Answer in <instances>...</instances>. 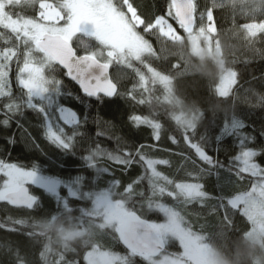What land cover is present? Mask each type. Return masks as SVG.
<instances>
[{
    "label": "trees",
    "instance_id": "16d2710c",
    "mask_svg": "<svg viewBox=\"0 0 264 264\" xmlns=\"http://www.w3.org/2000/svg\"><path fill=\"white\" fill-rule=\"evenodd\" d=\"M129 2L145 22L136 25L134 30L151 45L154 54L146 52L141 60L128 58L125 62L113 61L109 65L111 80L117 87L113 98L87 97L56 64L51 69H45L49 79L61 82L62 95L58 103L78 113L79 124L71 126L59 121L53 109V114L57 116L52 121L53 130L59 124L66 135L73 136L75 133L67 150L46 135L44 113L24 105L14 113L9 112L5 105L10 98H0V121L8 120L7 125L0 123V164L16 165L24 171L37 169L43 175L65 181L82 176V193L106 191L115 184L114 191L119 198L132 185L135 193L143 192L144 196L132 195L129 207L143 219L163 222V214L148 207L151 170L140 157L167 161L166 164H156V171L174 183H198L206 196L186 200L183 196L173 198L165 193L153 199L178 211L194 233L208 239L219 240L222 233L236 237L250 231L251 222L239 208L230 206L229 200L248 192L257 179H264V176H252L246 172L238 175L240 165L233 158L240 152V136L221 137V133L224 125L230 124L234 118L241 120L244 127L239 132L251 138L245 141V145L259 152L253 159L264 169V33L248 37L243 30L246 24L264 22V3L261 0H197L195 27L209 26L211 21L207 20L206 12L211 9L215 28L212 40L223 41L226 47L231 45L229 66L237 77L221 107L215 103L218 95L214 94L219 80L210 82L197 74L198 62L190 55L187 33L176 19L167 15L171 0ZM117 6L129 17L126 5ZM38 11V5L30 6L23 2L10 8L14 19L17 16L34 18ZM201 13H205L203 19ZM159 16H165L181 36L180 40L173 41L157 29L145 31L146 25L154 23ZM2 31L5 37L10 34L7 29ZM78 37L79 40L74 37L72 41L78 55L90 50H103L94 38L80 34ZM9 46L0 42V48ZM177 64L180 68L175 69ZM11 67L9 80L13 98L20 97L15 60ZM185 67L189 71L185 72ZM149 68L167 75L170 86L165 88L159 81L153 84ZM141 75L145 77L146 84H142ZM17 102L20 103L19 100ZM197 104L204 110L197 126L191 129L181 125L176 118L182 120L191 115ZM134 116L160 124L159 130L149 124H136L131 119ZM193 144L198 145L215 163L203 161ZM97 149L102 154L93 156L95 167H88L85 158ZM110 156H119L131 162L120 163ZM4 183V175L0 172V189ZM25 185L31 195L38 197V203L33 208L16 207L7 200H0V264H86L84 256L91 250L90 245H77L69 251L54 249L45 252L44 238L35 235L33 229L38 227L51 235L57 231L87 230L91 233L95 222L82 217L79 211L81 208L90 209L91 200L67 197V189L61 187L58 190L61 198H67L73 209L64 211L62 200L31 182ZM165 187L168 191L174 190L173 185ZM96 232L94 241L103 246L102 250L126 251L114 238L111 229L103 232L96 229ZM169 250L180 252L178 241L170 242ZM135 264L146 262L137 258Z\"/></svg>",
    "mask_w": 264,
    "mask_h": 264
},
{
    "label": "snow or ice",
    "instance_id": "6c2138e0",
    "mask_svg": "<svg viewBox=\"0 0 264 264\" xmlns=\"http://www.w3.org/2000/svg\"><path fill=\"white\" fill-rule=\"evenodd\" d=\"M22 2L30 6L38 5V14L34 18L17 16L14 19L10 8ZM261 2L264 3V0ZM117 4L126 5L131 18ZM196 11L197 0H171L167 13L178 21L180 27L192 40L193 51L198 50L201 36L215 31L212 24H209L207 28L195 27ZM204 15L205 13L200 14L201 19ZM206 15L208 21H213L211 9L207 10ZM144 23L129 0H117L116 3L113 0H0V42L10 45L0 48V98H10L5 107L9 112L14 113L24 105L44 113L48 138L63 149H69L75 133L73 136L66 135L64 128L59 124H56V130H53L52 121L57 119L53 109L58 114L59 121L71 126L79 124L78 113L58 103V98L62 95L61 82L49 79L45 75V69H51L53 64L58 63L67 69V75L80 85L86 96L99 98V95L103 93L111 97L116 93V85L108 78L109 65L113 61L125 62L128 58L141 60L146 52L154 54L151 45L134 31L135 24ZM3 29L9 31L10 34L7 37ZM152 29H157L161 35L173 41L181 39L165 16L157 17L154 23L147 24L145 27V31ZM243 30L248 37H256L258 33H264V22L246 24ZM78 34L94 38L103 50H90L78 56L72 46L74 37L79 40ZM14 60L17 65L16 83L21 89V96L15 98H13L9 80ZM174 68L178 69L180 65L177 64ZM148 71L152 74L153 84L159 81L165 88L170 86L171 81L167 75H162L161 72L152 68ZM184 71H189V68L185 67ZM236 77L235 71H225L214 89V94L219 97L229 96L232 85L236 83ZM140 79L142 84L147 83L143 75ZM18 100L20 103L17 102ZM131 119L136 124H149L156 130L160 128V124L153 123L147 118L141 119L139 116H134ZM176 120L184 125L180 117ZM0 123L7 125L8 120L5 119ZM187 127L195 128L190 121ZM243 127V122L234 118L230 124L224 125L221 137L233 134L240 136V152L233 158L240 165L238 175L246 172L252 176H264V169L253 159L259 155V152L246 147L245 141L251 138L239 132ZM156 138H159L158 131ZM192 147L203 161L208 164L215 163L198 145L193 144ZM101 154V151L97 149L87 156L85 158L87 166L95 167L93 156ZM110 158L120 163L131 162L119 156H110ZM140 159L151 170L149 177L151 195L148 197V207L162 213L163 222H150L143 219L136 210L129 207L132 195L144 196L143 192L135 193L132 185H129L119 198H116L118 194L114 191L115 184L106 191L82 193L80 190L84 180L82 176L65 181L43 175L37 169L24 171L16 165H0V169L7 167L6 175L9 178L0 189V200H7L13 204L23 203L28 208H33L38 203V197L29 195L24 187L28 181L38 185L58 200H62L64 211L73 209L67 198H61L58 191L61 187L67 189V197L91 200L90 209H79L81 216L95 222L100 232L111 229L115 234L114 238L119 240L126 251L120 253L102 250L103 246L98 241H92L86 244L91 246V250L84 256L86 264H135L137 258L145 261L146 264H207L208 248L205 241L208 238L194 233L178 211L153 199L165 193L173 198L183 196L186 200L203 198L206 193L201 190L202 186L198 183H174L162 176L156 171L155 165L166 164L167 161L145 160L143 156ZM158 181L164 183L161 184ZM165 185H173L174 190L168 191ZM229 204L233 208L243 205V214L252 224L249 234L257 231L264 232V179L254 185L251 191L231 199ZM172 241L179 242L182 249L180 252L169 250Z\"/></svg>",
    "mask_w": 264,
    "mask_h": 264
},
{
    "label": "clouds",
    "instance_id": "9594fccd",
    "mask_svg": "<svg viewBox=\"0 0 264 264\" xmlns=\"http://www.w3.org/2000/svg\"><path fill=\"white\" fill-rule=\"evenodd\" d=\"M217 41H213L211 50L207 44L199 46L196 51L190 49L191 57H194L198 62L197 74L210 82H216L225 71L232 70L228 59L231 45L226 47L223 41ZM223 99L224 97L217 96L215 103L223 107ZM203 112L204 110L197 104L195 112L182 118L184 125L188 126L190 121L191 125L196 127L203 117ZM96 229L97 225L95 224L91 233L87 230H77L75 232L57 231L51 235L38 227L34 228L33 232L44 238V249L45 252H48L54 249L69 251L74 250L77 245L89 244L94 241L97 235ZM250 231L243 232L236 237H229L222 233L219 240H206L207 264H264V232L257 231L249 234Z\"/></svg>",
    "mask_w": 264,
    "mask_h": 264
},
{
    "label": "rangeland",
    "instance_id": "374dc122",
    "mask_svg": "<svg viewBox=\"0 0 264 264\" xmlns=\"http://www.w3.org/2000/svg\"><path fill=\"white\" fill-rule=\"evenodd\" d=\"M129 18H131V13L129 12ZM61 24H63V21H61ZM210 24H212L213 25V23H212V21H211V23ZM136 25H139V24H135V26ZM214 26V25H213ZM135 31V30H134ZM136 32V31H135ZM176 32V31H175ZM214 32H212V33H210V34H206L205 36H201L200 38H199V46H204L205 44H207V46H208V48H209V50H211V48H212V45H213V40H212V37H211V35L213 34ZM177 34V33H176ZM178 35V34H177ZM187 38H188V41H189V44H190V49L191 50H193V42H192V40L189 38V36L187 35ZM145 54V53H144ZM143 54V55H144ZM220 80V79H219ZM234 85H232V87H233ZM232 89V88H231ZM1 165V164H0ZM0 172L4 175V178H5V182L9 179L8 178V176L6 175V173H7V167H4L3 169H0ZM250 174V173H249ZM262 180V178H258L257 179V183H255L254 185H257L260 181ZM28 182H30V181H28ZM5 184V183H4ZM25 185V184H24ZM253 185V186H254ZM4 186V185H3ZM253 186L251 187V189L249 190V191H251L252 190V188H253ZM248 191V192H249ZM247 193V192H246ZM244 194V193H243ZM239 195H242V194H239ZM238 196V195H237ZM236 197V196H235ZM235 197H233V198H231V199H234ZM230 199V200H231ZM229 200V201H230ZM230 205V204H229ZM231 206V205H230ZM235 208H239L240 210H241V212L243 213V205H238L237 207H235ZM247 218V217H246ZM251 228H252V224H251ZM251 230V229H250ZM178 244H179V242H178ZM181 249V248H180ZM182 250V249H181Z\"/></svg>",
    "mask_w": 264,
    "mask_h": 264
},
{
    "label": "water",
    "instance_id": "95a60500",
    "mask_svg": "<svg viewBox=\"0 0 264 264\" xmlns=\"http://www.w3.org/2000/svg\"><path fill=\"white\" fill-rule=\"evenodd\" d=\"M174 11V10H173ZM177 21V20H176ZM177 23H178V21H177ZM179 24V23H178ZM78 55V54H77ZM78 56H81V55H78ZM59 68H61L63 71H64V73H65V75H66V78L69 80V81H71L79 90H80V92L83 94V95H85L84 93H83V91L81 90V88H80V85L75 81V80H73L71 77H69L68 75H67V69L66 68H64L62 65H59L58 63H55ZM107 75H108V78L111 80V77H110V67L108 68V70H107ZM111 82H112V80H111ZM113 83V82H112ZM114 84V83H113ZM116 93H117V87H116ZM116 93L113 95V96H111V97H108V96H105L103 93H101L99 96H102V97H105V98H113L115 95H116ZM86 96V95H85ZM88 97V96H87ZM91 98H96V97H91ZM24 187L27 189V191H28V193H29V195H31V193H30V191H29V189H28V187L26 186V185H24ZM9 202V201H8ZM11 203V202H10ZM13 206H16V207H27L25 204H23V203H16V204H13V203H11ZM121 244V243H120ZM122 245V244H121ZM122 247L124 248V246L122 245ZM125 249V248H124ZM126 250V249H125Z\"/></svg>",
    "mask_w": 264,
    "mask_h": 264
}]
</instances>
